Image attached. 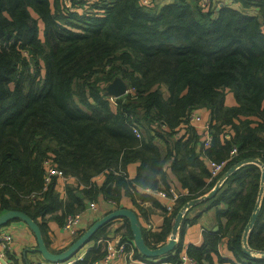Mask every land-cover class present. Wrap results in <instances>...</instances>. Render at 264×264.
Listing matches in <instances>:
<instances>
[{"label": "trees", "instance_id": "1", "mask_svg": "<svg viewBox=\"0 0 264 264\" xmlns=\"http://www.w3.org/2000/svg\"><path fill=\"white\" fill-rule=\"evenodd\" d=\"M71 2L75 12L63 0H0V215L17 210L38 223L61 211L64 226L67 216L85 210V201L117 210L129 199L144 216L143 204L151 203L166 216L160 232L143 230L148 247L157 249L168 242L179 212L216 186L208 160L226 161L236 147L226 173L247 159L264 163V0H215V7L223 4L218 12L202 9L198 0L161 8H144L140 0ZM117 79L133 92L113 100L107 89ZM228 93L233 106L226 104ZM205 110L207 147L189 121L192 112ZM157 142L167 145L166 154ZM47 162L77 182L66 188V200L56 180L45 186ZM261 178V168L250 164L225 180L211 201L227 207L217 211L220 230L187 249L197 264H213L214 255L223 263L224 238L239 263L264 264L246 254L243 243ZM174 181L186 193L179 192L169 212L146 190L171 196ZM123 221L122 240L133 241ZM191 223L183 219L178 246L163 262L179 259ZM38 224L50 249L45 223ZM109 224L74 264H94L107 254L100 242L108 240ZM248 247L264 252V197ZM135 251L136 260H148Z\"/></svg>", "mask_w": 264, "mask_h": 264}, {"label": "crops", "instance_id": "2", "mask_svg": "<svg viewBox=\"0 0 264 264\" xmlns=\"http://www.w3.org/2000/svg\"><path fill=\"white\" fill-rule=\"evenodd\" d=\"M173 1L174 0L165 2V0H157L156 5L159 8H161L165 5L173 3ZM226 104L228 106H233L236 104L234 95L232 93L227 94ZM200 113L203 117V127L204 126L206 127L202 129V125H201L200 127L198 126L196 128L199 129V131H201L204 137V135L206 134V128L209 125L211 118H210V112L208 110L201 111ZM157 143L160 146L162 153L166 154L168 151L167 145L163 142H157ZM172 160L173 159H171L168 162V165H171ZM138 166H139L138 164H134L128 167V174L131 179H134L136 177ZM105 178H106L105 176H101L97 178L96 182L98 183V185H102L105 181ZM56 182H57V190L60 195V199L63 200L67 199V192H66L67 187L70 188L77 187V182L71 178H67V180L64 182H62L61 180L58 181L56 180ZM173 189L174 192L177 194H180L179 192L186 193V191L182 190L180 185L175 181H174ZM77 195L80 199L84 200L83 194L78 193ZM150 195L155 196L160 205L165 207L170 205V201L168 199H162L159 196L153 194ZM80 196H82V198ZM211 201L212 199L204 201L194 207H191L185 213L183 219L186 218L189 221H192V223L187 226V228L183 233L182 252L187 253V249L190 245L197 247L201 246L205 241L204 234L206 232L212 231L216 233L215 232L216 228H218V231L220 230V226L218 225V220H217V211L218 209L226 210L227 207L225 205H220L218 207L213 206ZM85 203L86 205L90 206V202L85 201ZM86 205H85V210L82 211L83 215L81 221L79 225L76 227V229L79 231L77 235H79L80 233H84V231L89 229L91 225H93V223H95L97 220L103 218L110 212L115 211V207L106 202L97 203L96 210L86 209ZM124 207L125 209L132 210V203L129 199L125 200ZM143 207L146 210L145 213L146 216L142 214L137 215L140 224L142 226V230H144L145 232H160V230L165 224V219H166L165 213L162 211L161 207L159 208L151 203H145L143 204ZM61 215L62 212L57 211L55 212L54 215L48 214L45 216V218L40 217L38 221V223H45V227L48 230L47 236L50 242L49 247L51 250L55 251L56 254L66 251L72 245L74 239L77 236V235L73 236L72 234H70L69 232L63 229V223H61L60 220ZM56 217H59L58 218L59 220H57ZM43 219H46V222H43ZM223 221L225 222V219ZM182 222L180 224V228L177 233L178 243L180 239ZM127 228H128L127 224L123 221V219L112 221L105 231V233L108 234L109 237L108 240L102 243L100 242V244H102L104 248L107 247V242L115 246L117 242L122 239L124 234H127L128 232ZM0 230L11 234L14 238L8 256L10 259L15 261V264H44L47 262L43 258V256L38 252L36 237L25 223H23L22 221H14L11 224L1 228ZM172 232L168 238V241L172 235ZM227 242L228 239L224 238L219 249L220 256L225 261L223 263H220L218 261V257L214 255L213 264H243V263H239L236 260L233 253L228 249ZM94 247H95V243L91 241L80 251V253L77 256L83 258L85 254H87V252L93 249ZM250 255L256 258H264L262 252H257L253 250H251ZM162 262L163 261L161 257L156 260H142V259L136 260L130 264H162ZM113 264H126V262L121 257L118 260H115ZM205 264L208 263L205 262Z\"/></svg>", "mask_w": 264, "mask_h": 264}, {"label": "water", "instance_id": "3", "mask_svg": "<svg viewBox=\"0 0 264 264\" xmlns=\"http://www.w3.org/2000/svg\"><path fill=\"white\" fill-rule=\"evenodd\" d=\"M113 83L108 87L109 92L118 98L125 95V92H126L125 83H117V82L114 84ZM250 164H259V162L257 159H247V160H244L238 163L237 165L233 166L224 175L222 181L226 180L230 175H232L238 169L242 168L245 165H250ZM219 189H220V185H216L209 194L205 195L204 197H201L199 199L192 200L191 202H189L179 212L175 220V223L173 226V232H172V235L169 241L157 249H152L148 247L144 239V233H143L140 221L138 219V216L136 215L134 211L125 209V208L112 211L106 216H104L103 218L97 220L95 223H93V225H91L89 229L85 230L84 233L77 240H75L66 251L62 253H58V254L50 251V249L45 243L42 230L39 224L24 212L17 211V210H10V211L2 213L0 215V229L14 221H22L23 223L27 225V227L35 235L36 240H37V245H38L37 250L43 256V258L47 262L62 263V262H66L74 258L75 256H77L80 253V251L92 241V239L94 238V236L97 234V232L100 229H102L103 227L111 223L112 221L126 219L129 222V227L133 235L134 243L139 253L148 260H156L158 258L164 257L172 253L173 251H175L176 247L178 246L177 233H178L180 224L187 210L204 201L212 199L217 194ZM80 197L82 198V196ZM263 197H264V165H262V178H261V189H260L259 199L256 204L255 211L251 217L250 222L245 228L244 235H243V243L245 246L244 251L248 255L251 254V250L248 247V236L258 218ZM86 209H89V205H86ZM217 231H218V228L215 229V232ZM262 254L264 255V252Z\"/></svg>", "mask_w": 264, "mask_h": 264}, {"label": "built area", "instance_id": "4", "mask_svg": "<svg viewBox=\"0 0 264 264\" xmlns=\"http://www.w3.org/2000/svg\"><path fill=\"white\" fill-rule=\"evenodd\" d=\"M75 1H78V0H75ZM198 1L200 4V7L207 11L218 12L223 7V4H219L217 5V7H215L216 6L215 0H198ZM63 2L65 6H67L69 11H74V12L76 11L77 8H74L71 0H63ZM156 3H157V0H140V5L144 8L156 6ZM131 92H133V90L129 89L128 86L126 85L125 95ZM119 98L111 97V99L113 100L119 99ZM189 121L195 127H198V126L200 127L201 125H202V129L206 127V126L203 127V117L199 111L192 112L189 116ZM135 132L137 133L138 137H140V134L136 129H135ZM210 143H211V137L208 133V126H207L206 134L204 135V147L209 146ZM237 155H238L237 148L234 147L230 153V157L228 160L222 161V162L208 160L207 165L210 171V181L216 180V185H220V188H221L225 182V180L222 181V179L224 175L226 174L225 170L228 166V163L231 160H233ZM258 162L259 164H256V165H258L262 170V165H264V163L260 161ZM53 180H57V181L61 180L62 182H64L67 180V177L55 165H53L51 162H47L46 163L45 186H49L53 182ZM146 192L149 194L157 195L162 199H168L170 201V205L167 206V210L169 212L173 211L174 205L180 196V194H177L174 192V189L171 190V196H167L164 192H153L149 189H147ZM96 207H97V203L92 202L90 203L89 209L96 210ZM82 215H83L82 213H79L76 215L67 216L63 229L69 232L70 234H72L73 236H76L79 233L76 227L79 225ZM13 241H14V238L11 234L0 230V264H15V261L10 259L8 256V253L11 250ZM135 249H136V246H135L134 240L132 241L131 239H127L125 241L121 239L120 241L117 242L115 246L107 242V254L102 259L96 261L94 264H113L115 260H118L121 257L125 260L126 264H130L136 261ZM81 259H82L81 257L75 256L74 258L66 262H62V263L46 262L44 264H74L77 260H81ZM162 264H197V263L193 258L189 257L187 253L181 252L179 259L177 261H165V262H162Z\"/></svg>", "mask_w": 264, "mask_h": 264}, {"label": "rangeland", "instance_id": "5", "mask_svg": "<svg viewBox=\"0 0 264 264\" xmlns=\"http://www.w3.org/2000/svg\"><path fill=\"white\" fill-rule=\"evenodd\" d=\"M167 1H170V0H165V2H167ZM68 3V2H67ZM41 29L43 30V27H41ZM42 37V36H41ZM32 74L34 73V70L32 69V72H31ZM116 82L117 83H124L121 79H117L116 80ZM116 82H114V83H116ZM113 83V84H114ZM107 93H108V95L110 96V97H112V98H115L116 96H114V95H112L110 92H109V89H107Z\"/></svg>", "mask_w": 264, "mask_h": 264}]
</instances>
